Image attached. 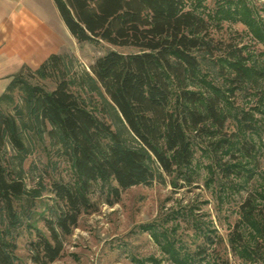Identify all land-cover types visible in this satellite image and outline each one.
<instances>
[{"label":"trees","instance_id":"1","mask_svg":"<svg viewBox=\"0 0 264 264\" xmlns=\"http://www.w3.org/2000/svg\"><path fill=\"white\" fill-rule=\"evenodd\" d=\"M187 1L54 0L79 43L105 42L131 51L111 49L91 72L81 74L73 71L71 55L52 54L36 70L25 67L0 99V264H23L17 254L19 230L33 218L45 191L53 195L46 219L49 236L39 233L31 241L34 264H53L62 256L65 238L81 215L94 208L91 193L98 183H115L109 186L113 204L135 185L166 181V175L174 174L190 179L192 135H221L229 117L228 90H259L264 105V61L234 39L214 38L210 20L187 8ZM229 4L234 9L222 17H238L264 45V20L253 7L246 0ZM204 66L226 75L229 88L205 81L204 91L190 89L199 84ZM24 76L52 79L56 87L31 85L11 108H4L3 100H10V90ZM83 90L97 94L111 121L93 110ZM237 117L244 134L260 130L253 116ZM46 135L69 163L72 181L55 180L49 187L43 173L28 183L25 163L36 148L35 138ZM221 138L217 144L231 148L234 140ZM237 142L246 155L256 151L250 139ZM245 206L248 222L264 238V218H257L251 200ZM208 239L213 242L210 235ZM230 243L248 256L254 250L237 230Z\"/></svg>","mask_w":264,"mask_h":264},{"label":"rangeland","instance_id":"2","mask_svg":"<svg viewBox=\"0 0 264 264\" xmlns=\"http://www.w3.org/2000/svg\"><path fill=\"white\" fill-rule=\"evenodd\" d=\"M231 1L239 0H188L187 8L196 9L210 20L214 38L234 39L264 61V45L255 41L248 26L238 17H222L225 10L234 9ZM246 1L255 16L264 20V0ZM111 49L131 51L105 42H78L72 46L68 41L63 53L74 58L73 71L81 74L91 72L95 61ZM20 79L8 94L10 100H3L4 108H11L31 85L39 84L47 90L56 87L52 79ZM226 80V75L212 73L204 66L197 79L199 84L190 89L204 91L205 81H210L227 90ZM260 93L256 89L227 91L229 117L222 136L192 135L195 157L190 179L174 174L166 175V181L135 185L124 190L121 199L113 204L109 203L113 199L109 186L115 183H98L91 193L94 208L81 215L78 226L65 238L62 256L53 264H264V238L248 222L250 209L245 206L251 200L257 218H264V105ZM82 94L99 116L111 121L108 115L104 116L97 94L86 90ZM238 113L253 116L260 125L258 133L244 134ZM221 137L234 140L231 148L223 149L217 144ZM239 138L255 142L256 151L250 155L241 152ZM35 140L36 148L25 163L28 183L33 184V176L43 173L49 187L55 180L72 181L69 163L51 146L49 137ZM52 203V193L45 191L33 218L19 230L17 254L23 264H34L29 250L31 241L39 233L49 236L46 219ZM236 230L243 233L246 245L254 248L250 256L232 249L230 238Z\"/></svg>","mask_w":264,"mask_h":264},{"label":"crops","instance_id":"3","mask_svg":"<svg viewBox=\"0 0 264 264\" xmlns=\"http://www.w3.org/2000/svg\"><path fill=\"white\" fill-rule=\"evenodd\" d=\"M78 44L54 0H0V99L25 67Z\"/></svg>","mask_w":264,"mask_h":264}]
</instances>
